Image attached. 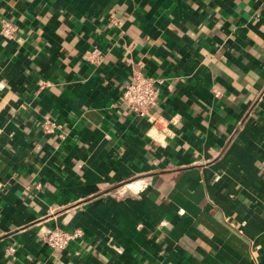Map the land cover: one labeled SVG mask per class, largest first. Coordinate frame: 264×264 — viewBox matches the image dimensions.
Wrapping results in <instances>:
<instances>
[{
	"label": "crops",
	"instance_id": "crops-1",
	"mask_svg": "<svg viewBox=\"0 0 264 264\" xmlns=\"http://www.w3.org/2000/svg\"><path fill=\"white\" fill-rule=\"evenodd\" d=\"M2 18L0 264H264V0H0ZM137 72L162 77L143 114L120 101ZM52 227L81 232L53 248Z\"/></svg>",
	"mask_w": 264,
	"mask_h": 264
},
{
	"label": "built area",
	"instance_id": "built-area-1",
	"mask_svg": "<svg viewBox=\"0 0 264 264\" xmlns=\"http://www.w3.org/2000/svg\"><path fill=\"white\" fill-rule=\"evenodd\" d=\"M14 24L5 18L0 22V34L4 37H11L14 34ZM96 49L85 53L88 59L95 60L99 57ZM162 77H155L144 73H133L129 80L121 84L120 101L135 113H146L148 108L155 102L158 92V84ZM80 228L65 229L61 227H52L42 233V239L53 248L63 247L67 241L78 235Z\"/></svg>",
	"mask_w": 264,
	"mask_h": 264
}]
</instances>
